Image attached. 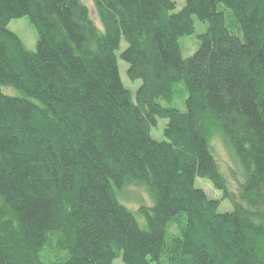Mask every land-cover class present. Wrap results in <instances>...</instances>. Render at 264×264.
Instances as JSON below:
<instances>
[{"label": "trees", "instance_id": "1", "mask_svg": "<svg viewBox=\"0 0 264 264\" xmlns=\"http://www.w3.org/2000/svg\"><path fill=\"white\" fill-rule=\"evenodd\" d=\"M92 3L0 0V264H264V0Z\"/></svg>", "mask_w": 264, "mask_h": 264}, {"label": "rangeland", "instance_id": "2", "mask_svg": "<svg viewBox=\"0 0 264 264\" xmlns=\"http://www.w3.org/2000/svg\"><path fill=\"white\" fill-rule=\"evenodd\" d=\"M83 1L86 3L88 8L90 9V14H91L92 20L94 21L95 25L100 28L101 26L99 24L97 15L94 11L92 0H83ZM171 1L175 3V10L172 11V13H176L180 11L185 5V0H171ZM192 20L194 22L193 35L182 37L179 40V43L181 46V55H182V58L184 59L192 56L193 53L197 50L198 45H199L197 37L201 35L202 33L206 32L208 28L207 23L200 22L195 16H192ZM8 29L12 31L21 40V42L23 43V45L28 51H31V52L35 51L36 42H37V33L30 26L27 17H22L20 19H15V20L10 21L8 25ZM125 47H126L125 42L121 40L119 50L116 52V55H118L123 49H125ZM117 63H118V70H119V74H120V78H121L123 86L127 90H129L132 94H134L136 90L139 88V86L141 85V82L140 81H133V82L130 81L126 74L127 65L124 62H122L120 59H117ZM175 105H177V103H175ZM180 110H184V108L180 107ZM166 123L167 121L164 119L157 120L156 127L150 130V136L152 139L156 141L165 140L163 131L166 126ZM214 147H215V152H216V156L218 158L220 167L225 173H227V167H234V165L232 164L233 163L232 158L230 157L229 153L223 148L221 143L216 142ZM230 182L233 183L232 180H230ZM195 187L204 191V193L209 199L220 200V207H219L220 213H227V212L232 211L233 207L229 203V201L227 200L223 201L221 199L222 193L220 191L215 190L208 180L196 178ZM131 190H133L134 192L129 193L128 198L131 201H133V203H135V206H137L136 205L137 202L138 203L142 202L145 199V197L139 191H137L138 189L131 188L130 191ZM121 204L123 203L121 202ZM118 262L122 264L121 259L114 260L112 264H117Z\"/></svg>", "mask_w": 264, "mask_h": 264}]
</instances>
